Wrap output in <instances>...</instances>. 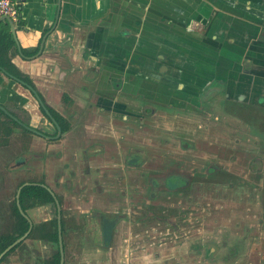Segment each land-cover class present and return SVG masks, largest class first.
I'll list each match as a JSON object with an SVG mask.
<instances>
[{"label":"crops","instance_id":"obj_1","mask_svg":"<svg viewBox=\"0 0 264 264\" xmlns=\"http://www.w3.org/2000/svg\"><path fill=\"white\" fill-rule=\"evenodd\" d=\"M15 1L19 19L13 32L6 22L0 23L2 36L9 35L13 41L0 56V69L28 78L42 102L71 123L59 139L38 138L29 131L23 136L28 155L35 158L29 165L40 164L46 183L57 187L58 193H69L67 183L73 188L72 194L79 199L69 195L65 202L75 205L77 216L90 213L96 203L104 213H114L121 206L104 198L86 203L79 193L85 188L83 180H71L69 175L75 166L81 170L77 173L83 172L85 162L97 168L106 163L96 150L85 158L92 140L102 143L109 137L116 142L114 146L120 144L117 129L109 130L107 136L99 122L104 115L114 118L122 113L117 108L123 99L119 89L127 82V74L156 71L162 65L166 75L172 67L178 73L185 68L199 73L200 85L212 81L211 76L220 83L237 85L242 81L234 68L241 67V75L251 80L264 70V0ZM183 78L179 90L190 81ZM232 89L226 95L234 99L239 90ZM0 106L22 124L53 136L34 96L1 71ZM4 119L0 116L2 128ZM20 139L10 136L11 150L21 146ZM103 153L108 159L119 151ZM89 226L75 233L74 241H69L71 234L64 237V264H107L89 257L105 253L93 242L97 232Z\"/></svg>","mask_w":264,"mask_h":264},{"label":"flooded vegetation","instance_id":"obj_2","mask_svg":"<svg viewBox=\"0 0 264 264\" xmlns=\"http://www.w3.org/2000/svg\"><path fill=\"white\" fill-rule=\"evenodd\" d=\"M261 68L264 69V66H261ZM164 70L166 71V67L160 65L156 71L150 68L145 70L146 72L136 76L127 74L125 77L127 82L122 83L119 89L120 96L123 99H121L122 104L120 106L117 105V108L122 113L116 111L119 114L114 118L104 115L102 121L99 122L103 132L107 136L111 134L109 130L117 129V136L121 137L120 144L114 146L116 142L113 138L110 139L109 137L103 138L102 143L92 140L89 145L90 147L88 146L85 150V158L92 157V152L96 150V152L102 155V158H106V163L101 168H97L85 162L82 169L84 170L83 172L77 173V170H81L75 166L74 172L69 175L71 180L76 177L80 178L81 181L83 180L81 185H85V188L83 189L81 199L86 201V203L91 202V200H101L104 198L112 201V204H122L121 200L127 198L125 206L123 204L122 207L117 206L118 209L122 208L123 212L115 211L113 213L110 211V213H104L97 209L96 203L93 204L90 213L77 216L78 212L74 211V208L69 207L65 202V198L72 194L73 188L70 189L67 183L65 187L69 189V193L66 194L62 191L58 193L46 183V178L40 171V164L32 165L34 168L29 166V162L35 160V158L34 155L27 154L26 139L23 135L27 134L28 130L22 128L16 122L15 124L12 123L11 121L13 120L10 118L4 119V125L8 131L5 130L0 134V150L16 151L14 157H17L19 161H15V164L11 166L9 165L10 160H3V164L0 165V202L6 199V196L8 197L6 194L7 177L2 172L9 173V171L19 170L23 174L28 173L33 175L21 182L18 188L24 184H29V186L25 187L39 188H42L41 185H44L54 194V197L58 201L59 209H57L50 193L45 188H42L49 193L52 202L36 205L26 211L22 210L31 220L33 224L32 230L43 223L55 222L58 235L59 222L64 247V237L67 234H75L80 230L83 231L86 225L93 224L97 232V235H95L97 239H94L93 242H98L102 249L101 251L104 252L111 248V242L114 241L118 232H121L120 223H129L127 220L130 211H127V207L131 206L130 203L139 196L140 192L145 193L143 196V201L145 202L151 201L160 204L161 201H177L182 205L178 207L180 210L178 212L180 213L179 221H183L185 224L190 222L193 215L194 219L200 224L204 216L211 218L215 212L199 209L200 204L215 203L218 199L232 198V196L224 195V193L222 195L217 194L222 189L227 188L228 190L231 186L234 187L236 185L235 182H242L234 176L231 170L223 166L231 165L234 169L237 168L236 165L242 164L245 165L243 168L252 173H257L255 172L257 170L262 172V167L264 166V136L256 132L254 126L249 123L251 121L250 114H246L247 121L242 117L241 111H243V108L240 107L246 106L247 108L253 105L257 108H262L261 110L264 111V70L261 72L260 77H256L253 80L249 78V80L246 75H241L243 71L241 67L234 68L233 72L239 73V81H242V83L237 85L220 83L215 78L216 76H211L212 81L201 82L200 85L202 77L199 73L196 75L194 71L186 68L183 73H178L172 67V70L170 69L169 74L166 75L167 72L164 73ZM187 72H191L192 74ZM183 75H185V78H189L190 81L184 83L183 87L179 90V84L184 79ZM214 87L217 88L212 89ZM228 88L230 90L232 88V90H239L236 95L237 98L234 97L233 99L232 95L229 98L227 97ZM44 106L47 110L50 109L45 104ZM160 108L168 110V115L160 116L157 114ZM173 110L179 113L178 116H174L178 118H183L187 113L191 114L187 116L193 117L197 123L196 126H193L194 128L191 127L194 130L180 127V131H177L174 126L169 125V121L172 118L170 113ZM42 116L52 126L53 136H47L38 130L36 131L43 136L35 133L32 134L42 138L56 137L58 133L56 126L46 114L44 116L42 113ZM53 119L56 121L54 117ZM241 119L246 124L243 123L242 128H239L238 126L242 123ZM11 123L15 126L10 125ZM56 123L58 124L57 121ZM66 123H68L70 129L71 124L69 122ZM62 134L64 133L61 131L60 136ZM11 135H19L23 138L20 139L21 146L12 147V150L10 147L14 144H10ZM149 135L155 136V139L159 142L161 140L160 147L151 146L149 148L148 146L145 147L146 143L141 144L138 142L141 136L145 137ZM228 139H230V142ZM128 145H138L141 148L139 147V150L137 148L134 154H129L135 147L128 149ZM104 148L105 151H109L111 154H116L114 150H118L119 154H116V156L112 155V157L109 156L107 159V156L103 153L105 152ZM234 151L239 152V156L236 158L237 161L233 160L235 158ZM228 152L233 154L230 158L231 161L233 160L231 164L216 162L208 164L211 158L208 159L206 156L214 157L211 153L221 156L222 153ZM124 157L127 160L124 161ZM147 159L152 162L149 166L144 163ZM117 161L118 163L115 165ZM147 169L151 171L148 174L145 172ZM128 171L131 173L124 174V172ZM260 177L263 178L264 175H260ZM70 185L73 187L75 184L71 182ZM257 185L249 183L244 185L245 187L240 188L246 189L247 192L249 191L251 193L250 196L254 199L259 197V195L254 196L252 194L253 190H250V188L255 187L256 189ZM199 186L204 188L207 194L200 192ZM138 188L144 191H140ZM211 191L216 194H208ZM15 197L16 193L14 202ZM257 200L258 198H256ZM187 204H194V207L191 208H194L196 213H188ZM47 206L53 209V218L40 224H35L30 218L29 210ZM255 206L258 207L259 204L256 203ZM2 208H5V206H2ZM160 209L159 207L158 210ZM10 214L15 219L13 205L10 207ZM154 216V214L148 213L149 218H153ZM76 217L81 221V224L74 228L70 219H75ZM173 217L166 218L165 214L162 218L156 216L155 219H157L156 222L163 221L166 226L176 231L175 215ZM246 217L249 218V222L244 228L237 227L230 230L227 226L216 225L206 227L204 231L209 236L205 238L202 233H196V237L194 238L195 244L193 246L196 254L195 264H258L259 262L261 264V260L255 261L254 257H250V250H254L253 252H255L264 248V219L261 215H258L256 218L250 212H248ZM2 235L5 236L7 234H1L0 237ZM29 235L26 239H29ZM43 242L44 244H48L47 241ZM53 247H55V251L58 249L59 252L58 237L57 245H53ZM260 255L263 257L264 253ZM52 256L46 260L47 264L50 262Z\"/></svg>","mask_w":264,"mask_h":264},{"label":"rangeland","instance_id":"obj_3","mask_svg":"<svg viewBox=\"0 0 264 264\" xmlns=\"http://www.w3.org/2000/svg\"><path fill=\"white\" fill-rule=\"evenodd\" d=\"M215 88L217 87H214L212 89ZM240 108H243V111H241L242 117L247 121L246 114H250L251 121L249 123L254 126V130L256 132L261 133V135L264 136V111L261 110L262 108H257L253 105L247 108L246 106ZM157 114H159L160 116L168 115V110H163L160 108ZM178 115L179 113L177 111H171L170 116H172V118L169 121V125H171L172 127L174 126L177 131H180V127H183L184 129H186L185 127H187L191 130H194L193 126H196L197 123L195 122L193 117L187 116L191 114L187 113L185 116H183V118L174 117ZM243 123L246 124L242 120V123L238 127L242 128ZM10 125L15 126L12 123ZM34 136L40 138V136ZM228 141L230 142V139H228ZM138 142L141 144L146 143L147 145L145 147L148 146L149 148L151 146L160 147L161 144V140L160 142L157 141L155 139V136L152 135L145 137L141 136L140 139H138ZM127 147L128 149L135 147V149L131 150L129 154H134L137 148L138 150L141 148V146L138 145H128ZM15 152L14 150L7 151L5 149H1L0 165L3 164V160H10L9 165L15 164V161H19L17 157H14L16 155ZM211 154L214 155V157L206 156L208 159L211 158L209 163L207 162L208 164L214 162L222 164H231L233 160L237 161L236 158L239 156V152L234 151L235 158L231 161L230 158L233 154H231L230 152L222 153L221 156H216V154L214 153ZM125 160L127 159H125L124 157V161ZM144 163L148 164L149 166V164L152 162L151 160L147 159L144 161ZM29 166L33 167L32 165ZM223 167L231 170L234 173V176L242 182H235L236 185H234V187L231 186V188H229L228 190L227 188L222 189L217 194L222 195L224 193V195H230L232 196V198L223 200L218 199L215 203L200 204L199 209L203 211L215 212V214H213L211 218L204 216V218L202 219V223L200 224L199 222H197L196 219H194L193 215V217L190 219V222H187L185 224L183 221H179L180 213L178 212H180V210L178 207L182 205H180L177 201H161L160 204L153 203L151 201L145 202L143 201V196L145 195V193L140 192L139 196H137L130 203L131 206L129 208L127 207V211H130L129 218L127 220V222L129 223H120L121 232H118V235L116 236L114 241L111 242V248L107 250L104 255H91L89 257L95 260L99 259L98 261H101V263L107 262V264H195L196 254L193 246L195 244L194 238L196 237V233H202L205 238L209 236L204 231L206 227L216 225L227 226L228 228H230V230L237 227L244 228L249 222V218L246 217V215H248V212H250V214H252L256 218L258 215H261L264 219V177H260V175H264V166L262 167V172L257 170L255 171L257 173H252L251 171L246 170V168H243L245 167V165L242 164L236 165L237 168L234 169L231 167V165ZM145 172L146 174H148L151 171H148L147 169L145 170ZM2 173L5 174L7 177L6 194L8 195V197L6 196V199H3V201L0 202V210L2 209V211H0V235H10L12 230L14 229V225L16 224V220L12 218L10 214V207L13 205L15 193L19 184L24 180H27L29 177H32L33 175H30L28 173L23 174V172L19 170L9 171V173ZM130 173L131 172L129 171L124 172V174ZM249 183L258 184L256 189L255 187L250 188V190H253L252 194L254 196L259 195V197H256L258 198L257 201L256 198L253 199L250 196L251 193L249 191L247 192L246 189L240 188L245 187L244 185ZM217 185L219 186V184ZM199 187L200 192L207 194V191L204 188H201V186ZM57 189L58 188L56 187L55 190ZM139 190L144 191L141 189ZM81 191L83 192L84 190L80 189L79 193ZM208 194L213 195L216 193L211 191ZM70 195L75 196L73 194ZM125 200H127V198L121 200L124 206L127 204ZM256 203L259 204L258 207L255 206ZM122 204L119 207H122ZM67 205L69 207H75V205H73L72 203ZM2 206H5L6 209L2 208ZM187 206L188 213H196V210L194 208H191L194 207V204H187ZM159 207L161 208L160 210H158ZM75 210L76 209H74V211ZM116 211L123 212V209L119 208L116 209ZM160 211L164 213H161ZM29 213L30 218L35 224H40L41 222L53 218V209L48 206L43 208H35L31 211L29 210ZM148 213H152L155 216L153 218H149ZM165 214L166 218L173 217L175 215L176 231H173L172 229H170L169 226H166L163 221L156 222V216L162 218V216ZM70 220H72L74 228L78 227L81 224V221L77 217L75 219ZM89 229L93 233H96V227L93 224L89 226ZM68 235L70 234H67V236ZM213 237L215 236L213 235ZM68 238H70L69 241H74V234L72 233L70 236H68ZM43 241L38 238L26 239L12 253L6 256L0 264H47L46 260H48L52 256V254H54L55 247H53V245H51L50 243L44 244ZM253 251L254 250H250V257H254L255 261L261 260V264H264V256L262 257L260 255L261 253H264V248H261V250L259 251ZM75 256L78 259L80 257V255L79 257L78 255Z\"/></svg>","mask_w":264,"mask_h":264},{"label":"trees","instance_id":"obj_4","mask_svg":"<svg viewBox=\"0 0 264 264\" xmlns=\"http://www.w3.org/2000/svg\"><path fill=\"white\" fill-rule=\"evenodd\" d=\"M12 45H13V41L10 38V36L6 35V37H3L1 32H0V56L2 55V53H5ZM11 72L14 76L18 77L19 79H21L26 84L33 86L28 78L22 76L20 73H18L16 71H11ZM40 110L43 113V115L45 116L43 110L41 108H40ZM48 110L50 111L51 115L58 122L62 133L67 132L69 130L68 123H66V121L63 120L54 111H52L50 109H48ZM0 116H3L5 119H9L1 111H0ZM11 122L15 124V122H13V121H11ZM0 129L1 130L2 129L7 130V128H5V127L2 128V125H0ZM51 202H52V198L49 195V193L47 191H45L44 189L39 188V187H25L22 189V191L20 193V197H19L20 207L23 211H26L30 208H33L36 205H41V204L43 205V204H47V203H51ZM13 212H14L16 224L14 225V229L12 230L10 235H5V236L2 235L0 237V253L5 248H7L9 245H11L15 240L20 238L28 229V224L23 219V217L19 214L18 209L15 205V202L13 203ZM29 238H38L40 240L47 241L48 243L56 246L57 245V230H56L55 222L43 223L41 225L34 227L33 230L31 231L30 235H29ZM19 245L20 244H18L15 248H13L10 252H8L4 256V258L6 256H8L10 253H12ZM59 259H60V256H59V252L57 249L48 264H59ZM2 260H1V262H2Z\"/></svg>","mask_w":264,"mask_h":264},{"label":"water","instance_id":"obj_5","mask_svg":"<svg viewBox=\"0 0 264 264\" xmlns=\"http://www.w3.org/2000/svg\"><path fill=\"white\" fill-rule=\"evenodd\" d=\"M2 22H6L10 28L11 31L13 32V28H14V22H12L9 18H3L0 20V23ZM0 71L7 77H9L10 79L14 80L16 83L20 84L21 86H23L24 88H26L35 98V100L38 102L39 106L43 109L44 113L49 117V119L52 121V123L56 126L57 128V136L54 138H47V139H57L60 136V127L58 126V124L56 123V121L53 119V117L51 116V114L49 113V111L45 108L42 100L40 99L39 95L37 94V92L28 84H26L25 82L21 81L20 79L8 74L6 71L0 69ZM0 111L6 115L8 118L12 119L14 122H16L18 125H20L21 127H23L24 129L28 130L29 132H33L37 135L43 136L42 134L38 133L36 130L31 129L30 127L22 124L20 121H18L12 114H10L7 110H5L2 106H0ZM25 186H29V184H24L22 186H20L16 192V197H15V204L16 207L18 209V212L20 213V215L27 221L28 223V230L17 240H15L11 245H9L5 250H3L0 253V261L1 259L8 253L10 252L13 248H15L18 244H20L21 242H23L29 235V233L32 230L33 224L31 222V220L29 219V217L22 211L21 207H20V203H19V195L21 190L25 187ZM42 188H45L50 195L52 196L53 200L55 201V205L57 207V209H59V204L58 201L56 200V198L54 197V194L47 189L44 185H41ZM59 217V216H58ZM58 247H59V264H64L65 261V254H64V247H63V242H62V234H61V228H60V223L58 222Z\"/></svg>","mask_w":264,"mask_h":264},{"label":"built area","instance_id":"obj_6","mask_svg":"<svg viewBox=\"0 0 264 264\" xmlns=\"http://www.w3.org/2000/svg\"><path fill=\"white\" fill-rule=\"evenodd\" d=\"M19 4L15 0H0V20L9 18L12 22L19 19Z\"/></svg>","mask_w":264,"mask_h":264}]
</instances>
